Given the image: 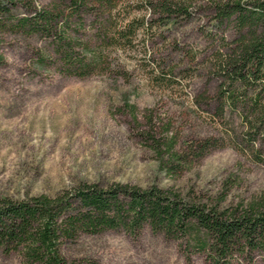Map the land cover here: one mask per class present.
<instances>
[{
    "label": "rangeland",
    "instance_id": "rangeland-1",
    "mask_svg": "<svg viewBox=\"0 0 264 264\" xmlns=\"http://www.w3.org/2000/svg\"><path fill=\"white\" fill-rule=\"evenodd\" d=\"M154 18L145 17L150 32L127 49L107 46L102 61L81 76L64 70L52 36L0 29V197L55 196L94 183L157 185L182 195L222 190L234 203L264 193L257 157H264V137L249 141L238 113L219 117L211 100L222 80L214 54L221 36L235 38L234 27H220L207 0H198L188 22ZM90 20L75 36L93 48L100 41ZM202 94L209 105H197ZM204 140L218 145L200 154ZM167 143L181 157L176 169L166 165ZM61 252L70 264H213L205 252L187 258L180 240L147 226L137 234L80 233ZM0 264L23 262L0 247ZM252 264H264V255L255 254Z\"/></svg>",
    "mask_w": 264,
    "mask_h": 264
},
{
    "label": "trees",
    "instance_id": "trees-1",
    "mask_svg": "<svg viewBox=\"0 0 264 264\" xmlns=\"http://www.w3.org/2000/svg\"><path fill=\"white\" fill-rule=\"evenodd\" d=\"M197 3L48 0L37 5L35 0H0V29L52 36L64 70L81 76L102 61L107 46L127 49L140 32H150L147 14L162 24L188 22ZM207 6L220 27L232 25L235 29L231 42L221 36L223 47L214 54L213 69L222 79L211 99L216 114L222 117L226 110L237 112L249 141L257 135L264 137V0H207ZM17 7H24L26 14L16 15ZM87 20L93 28L91 36L100 41L93 48L76 43L75 35ZM82 52H90V60L79 57ZM206 97L200 95L197 105H209ZM217 145V141L204 140L197 148L203 154ZM165 149L166 165L176 169L174 163L180 155L170 143ZM257 157L264 163V157ZM145 226L153 233L180 240L187 258L199 251L213 264L236 260L252 264L255 254L264 255V193L234 203L222 190L210 194L189 190L182 195L157 185L100 187L94 183L55 196L0 197V247L7 253L18 252L23 264H70L61 247L80 233L123 229L137 234Z\"/></svg>",
    "mask_w": 264,
    "mask_h": 264
}]
</instances>
